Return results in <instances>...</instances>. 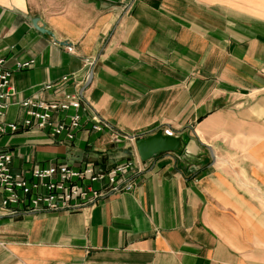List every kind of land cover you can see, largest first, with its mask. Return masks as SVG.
I'll return each instance as SVG.
<instances>
[{"label": "crops", "instance_id": "1", "mask_svg": "<svg viewBox=\"0 0 264 264\" xmlns=\"http://www.w3.org/2000/svg\"><path fill=\"white\" fill-rule=\"evenodd\" d=\"M242 4L0 0V59L13 88L3 119L22 122L24 99L64 92L82 97L84 117L73 141L37 128L0 135L14 171L140 164L120 151L134 146L125 136L163 128L185 142L182 152L141 161L130 192L74 212L0 215V264H258L237 249V236L260 232L262 216L236 180V156L259 139L264 18ZM26 61L32 66L17 69ZM93 115L110 129H91Z\"/></svg>", "mask_w": 264, "mask_h": 264}, {"label": "built area", "instance_id": "2", "mask_svg": "<svg viewBox=\"0 0 264 264\" xmlns=\"http://www.w3.org/2000/svg\"><path fill=\"white\" fill-rule=\"evenodd\" d=\"M68 52L73 46L66 45ZM92 64V62H88ZM33 61L17 63V69L31 67ZM70 76L62 77L69 81ZM12 71L0 59V135L37 128L47 131L59 140L73 141L83 127V115L79 112L82 97L64 92L50 100L27 98L22 102L25 117L22 122H6L3 118L8 100L13 94ZM44 89L54 88L46 84ZM74 110L72 114L68 112ZM91 129L102 131L109 125L97 115L88 118ZM163 134L175 136L172 128L161 129ZM134 143L138 136H125ZM139 158V157H138ZM140 159V158H139ZM140 164L128 161L106 167L98 161H89L77 166L57 162L47 167H31L14 171L12 155L0 151V215L19 212H74L92 206L112 194L130 192L134 188L131 176L134 170L140 171Z\"/></svg>", "mask_w": 264, "mask_h": 264}, {"label": "rangeland", "instance_id": "3", "mask_svg": "<svg viewBox=\"0 0 264 264\" xmlns=\"http://www.w3.org/2000/svg\"><path fill=\"white\" fill-rule=\"evenodd\" d=\"M244 4V10L246 13L254 14L255 16L264 18V0H242ZM260 123L258 125L260 133L259 139H255L254 142L247 141L239 150L245 152V154H237V163L239 164L238 176L236 180L239 185L242 186V192L247 198H250L255 202V205H259L262 224L259 233L254 235H242L237 236L240 241L237 243V249L245 252H250L253 255L249 260H255L258 264H264V93L262 100L260 101ZM227 140H224V142ZM219 144L221 141L217 140ZM128 148L133 149V144ZM249 150H259V154H248ZM225 160V159H224ZM260 240V243L256 241ZM247 260V259H246Z\"/></svg>", "mask_w": 264, "mask_h": 264}, {"label": "water", "instance_id": "4", "mask_svg": "<svg viewBox=\"0 0 264 264\" xmlns=\"http://www.w3.org/2000/svg\"><path fill=\"white\" fill-rule=\"evenodd\" d=\"M33 25L41 32L50 33L45 27H38L37 21H33ZM185 148V142L180 136H168L163 134L161 130L146 137L137 138L135 146L131 148H121L120 151L128 156L137 154L141 161H148L156 155L164 152H182Z\"/></svg>", "mask_w": 264, "mask_h": 264}]
</instances>
